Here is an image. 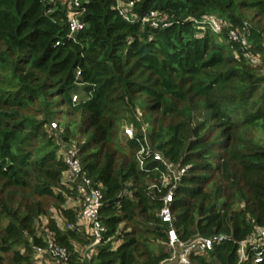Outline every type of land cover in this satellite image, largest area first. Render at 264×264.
<instances>
[{
	"label": "trees",
	"instance_id": "obj_1",
	"mask_svg": "<svg viewBox=\"0 0 264 264\" xmlns=\"http://www.w3.org/2000/svg\"><path fill=\"white\" fill-rule=\"evenodd\" d=\"M68 1L0 0V264H34L43 218L59 243L81 240L53 218H74L63 209V144L101 184L100 219L119 240L97 263L167 258V168L153 154L140 162L145 134L189 166L171 203L180 238L231 235L191 264H239V243L264 228V0H122L134 2V21L118 0H89L71 37ZM152 11L167 25L143 22Z\"/></svg>",
	"mask_w": 264,
	"mask_h": 264
},
{
	"label": "built area",
	"instance_id": "obj_2",
	"mask_svg": "<svg viewBox=\"0 0 264 264\" xmlns=\"http://www.w3.org/2000/svg\"><path fill=\"white\" fill-rule=\"evenodd\" d=\"M89 0H69L68 23L69 36H73L81 31L85 23L81 19L84 10V2ZM134 2H124L118 0L117 10L127 21H134L137 15L133 12ZM143 22L151 21L154 27H159L161 22L167 25L165 18L161 17L157 11L150 12L142 18ZM210 23L216 31H220L225 21L212 15ZM231 36L234 40H239V35L233 30ZM243 44L246 40L242 39ZM80 75V71H77ZM78 95H73V101H78ZM53 128L58 127L55 121ZM128 136L134 137L133 127H125ZM143 148L140 151L139 160L143 163V155H154L156 160L164 163L167 168L166 174L162 177V186L168 188V192L162 197V206L159 217L162 223L168 226L167 230V251L169 256L159 264H191L193 254L204 253L212 250L216 244L231 239V235L215 233L211 236L195 235L188 240H182L174 225V216L171 208L174 190L182 177L187 173L189 166L174 164L159 151L151 149L147 135H144ZM77 151L68 152L61 150L67 164L62 178L63 184L71 189L63 204L64 210H71L74 218L68 217L63 211L53 209V218L57 228L62 232L76 230L80 233L81 240L73 239L71 247L59 243L56 234L49 227V220L43 218L39 227L38 236L42 238L43 245L35 248L33 255L34 264H98L97 255L102 245L111 243L113 248L119 244L115 236L106 237L107 227L100 219V209L103 205L104 193L101 184L95 182L83 170L80 159L76 157ZM153 187V186H152ZM239 264H259L264 261V228H259L257 232L239 243L237 249Z\"/></svg>",
	"mask_w": 264,
	"mask_h": 264
},
{
	"label": "rangeland",
	"instance_id": "obj_3",
	"mask_svg": "<svg viewBox=\"0 0 264 264\" xmlns=\"http://www.w3.org/2000/svg\"><path fill=\"white\" fill-rule=\"evenodd\" d=\"M77 95H78L79 98H81V96L83 95L82 91L80 90V91L77 93ZM79 98H78V99H79ZM55 121L58 123V121H57L56 119L53 120V122H55ZM51 126H52V125H51ZM58 127H59V123H58ZM126 127H131V126H130V125H126ZM62 150L66 151L65 144L62 145ZM149 241H150V242H151V243H152L157 249H159V244H158L159 242H158V241H155V240H152V239L149 240ZM163 249L166 250V247L163 246Z\"/></svg>",
	"mask_w": 264,
	"mask_h": 264
}]
</instances>
